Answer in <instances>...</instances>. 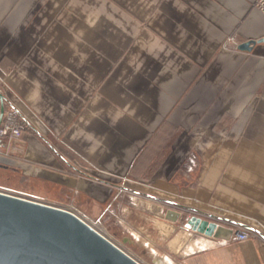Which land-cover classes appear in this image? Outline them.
<instances>
[{"label": "crops", "instance_id": "1", "mask_svg": "<svg viewBox=\"0 0 264 264\" xmlns=\"http://www.w3.org/2000/svg\"><path fill=\"white\" fill-rule=\"evenodd\" d=\"M254 1L0 0V82L29 125L0 167L74 190L104 223L117 190L135 206L145 197L137 220L148 217L154 246L180 264H264V15ZM230 35L255 43L240 50L225 45ZM168 202L253 236L193 233L165 219Z\"/></svg>", "mask_w": 264, "mask_h": 264}, {"label": "water", "instance_id": "2", "mask_svg": "<svg viewBox=\"0 0 264 264\" xmlns=\"http://www.w3.org/2000/svg\"><path fill=\"white\" fill-rule=\"evenodd\" d=\"M254 41L237 46L250 51ZM6 98L0 93V123ZM165 219L207 237L229 240L218 218L175 203ZM190 213L191 215L185 214ZM0 264H139L72 213L0 191Z\"/></svg>", "mask_w": 264, "mask_h": 264}, {"label": "rangeland", "instance_id": "3", "mask_svg": "<svg viewBox=\"0 0 264 264\" xmlns=\"http://www.w3.org/2000/svg\"><path fill=\"white\" fill-rule=\"evenodd\" d=\"M11 153L12 150L9 154L11 155ZM0 190L25 199L44 200L42 202L63 208H74L73 210L85 217L103 235L110 238L119 248L141 264H165L164 260H161L163 257H167L172 264H180L177 257L166 253L164 245L154 246L155 240L152 238L153 236H149L153 224L148 222V217L141 219V223L137 220L138 217L135 213L138 211L148 216L145 197H139L143 205L135 206L136 202L131 199L132 195L129 191L117 190L111 205L107 208L108 219L104 223L103 218L99 221L97 217L100 207L92 204L90 200L82 202L74 190L53 189L50 185L38 182L34 176L25 178L19 171H13L10 168L0 167ZM176 233L174 232L170 238H174Z\"/></svg>", "mask_w": 264, "mask_h": 264}, {"label": "built area", "instance_id": "4", "mask_svg": "<svg viewBox=\"0 0 264 264\" xmlns=\"http://www.w3.org/2000/svg\"><path fill=\"white\" fill-rule=\"evenodd\" d=\"M252 7L264 15V0H255ZM225 45H232L234 47H237L238 45L236 44L235 36L234 35L228 36L225 40ZM7 92H11L8 85L0 82V93L4 95L6 100H7ZM13 96L17 98L16 95ZM27 129H29V125L25 121V119L22 118L16 106L11 103L8 104L6 101H4V112L0 123V152L9 154L12 150L11 149L12 142L19 140L22 133ZM194 164L195 161L193 159H189L188 163L184 166V169L187 172H189L193 169ZM36 202L61 208L63 210L72 213L76 217L77 215H79V213L76 210H73L74 208L71 207L63 208L55 204H50L42 201H36ZM184 222L185 220L181 221L180 225H183ZM252 236H253L252 233L243 230L236 232L232 236V239L234 241H245L247 239H250Z\"/></svg>", "mask_w": 264, "mask_h": 264}, {"label": "bare ground", "instance_id": "5", "mask_svg": "<svg viewBox=\"0 0 264 264\" xmlns=\"http://www.w3.org/2000/svg\"><path fill=\"white\" fill-rule=\"evenodd\" d=\"M133 184H135V183H133ZM144 185V184H143ZM135 186L136 187H138V186H140V187H142V188H144L142 185H139V184H135ZM145 186V185H144ZM141 188V189H142ZM145 189L146 190H154L155 192H159V193H164V194H168L169 192H166V191H162L163 189H159V188H155V187H148V185L147 186H145ZM0 191H2V190H0ZM171 194V193H170ZM167 196V195H166ZM171 196H174V194H171ZM184 199V198H183ZM77 215V214H76ZM77 217L81 220V221H83L85 224H87L89 227H91L94 231H96L98 234H100L102 237H104L107 241H109L110 243H112L113 245H115L118 249H120L122 252H124L126 255H128L130 258H132L133 260H135L136 262H138L136 259H134L132 256H130L129 254H127V252H125V251H123L121 248H119L114 242H112L111 240H110V238L108 239L105 235H103L102 234V232H100L98 229H96L92 224H90L88 221H87V219L85 218V217H83V216H81L80 214L79 215H77ZM162 262V261H161ZM165 262V264H170V263H168L169 261L167 260V261H164ZM139 263V262H138ZM139 264H141V263H139Z\"/></svg>", "mask_w": 264, "mask_h": 264}]
</instances>
